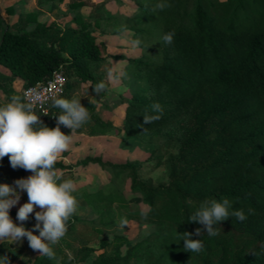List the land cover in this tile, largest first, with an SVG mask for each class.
<instances>
[{
	"label": "trees",
	"instance_id": "obj_1",
	"mask_svg": "<svg viewBox=\"0 0 264 264\" xmlns=\"http://www.w3.org/2000/svg\"><path fill=\"white\" fill-rule=\"evenodd\" d=\"M39 2L45 6L52 0ZM134 2L137 9L131 16L105 18L98 12L107 1L88 0L81 6L91 7L90 16L77 15L65 26L41 23L39 12L20 13L8 22L0 9V91L7 101L14 95L23 98L26 88L61 71L65 87L58 97L75 98L89 112L77 134L124 135L143 144L163 138L167 147L178 146L169 158L167 183L155 186L140 178L143 162L114 164L88 157L85 162L107 170L110 181L96 190L76 187L78 207L66 235L52 246L55 260L41 253L30 258L25 237L0 242V264H81L98 251L103 252L95 264H264V0H165L170 6L155 13L151 9L158 0ZM6 13L15 16L12 7ZM110 21L114 32H129L140 41L142 56L131 63L134 76L147 84L122 99L121 126L105 120L95 106L108 92L114 56L105 54L106 45L91 26ZM169 32L173 43L164 45L161 37ZM17 79L22 91L15 89ZM100 82L105 91L98 95L94 87ZM153 105L160 110L154 112ZM47 108V114L35 112L55 128L61 110L51 102ZM145 113L158 119L145 124ZM60 127L65 134L71 130ZM55 168L68 174L63 179L74 181L63 162ZM28 172L13 169L8 157L0 160V184L15 188V181ZM126 180L142 194L147 209L126 200ZM223 199L248 218L221 222L214 237L206 229L202 236L193 235L203 241V250L185 251L178 234L204 229L190 221L191 214L206 200ZM19 201L28 202L26 192H20ZM83 206L90 208L92 219L78 214ZM17 212L10 209L19 225ZM122 218L146 221L153 233L128 248L125 236L102 238ZM36 223L33 213L23 226L34 230Z\"/></svg>",
	"mask_w": 264,
	"mask_h": 264
},
{
	"label": "clouds",
	"instance_id": "obj_2",
	"mask_svg": "<svg viewBox=\"0 0 264 264\" xmlns=\"http://www.w3.org/2000/svg\"><path fill=\"white\" fill-rule=\"evenodd\" d=\"M169 6L165 0H158L151 11H163ZM173 40V32L161 37L164 45H171ZM135 43L139 44L140 41ZM94 89L99 95L105 91V84L97 83ZM31 92L32 90L25 92L23 98L14 95L9 102L0 105V160L8 156L13 169L22 168L32 173L27 178L16 180L15 188L7 183L0 184V240L20 241L26 237L33 250L39 251L50 260H55L52 246L66 235L67 222L78 207V199L74 195L75 182L59 176L55 164L60 155L69 148L72 133L81 128L90 117L81 101L57 97L51 101L53 107L61 110L57 126L48 127L35 112L41 97L39 94L32 95ZM152 110L158 112L159 105H153ZM143 117L145 124L158 119L157 116L147 113ZM61 125L70 128L71 135L65 134ZM21 191L27 193L28 202L17 212V220L21 222L18 225L13 221L10 209L18 204ZM37 208L40 210L36 211ZM33 213L37 223L34 230H29L23 224ZM251 214L252 210L249 209L248 215ZM229 218L243 222L248 217L243 209H234L228 199L202 202L189 219L191 222L202 224L204 229L197 228L194 234H178L184 241V250L191 253L201 252L203 241L193 239V235L202 236L206 229L208 236H217L219 229L216 225ZM127 223L123 218L119 222L121 227ZM35 230L39 231V235L34 234Z\"/></svg>",
	"mask_w": 264,
	"mask_h": 264
},
{
	"label": "rangeland",
	"instance_id": "obj_3",
	"mask_svg": "<svg viewBox=\"0 0 264 264\" xmlns=\"http://www.w3.org/2000/svg\"><path fill=\"white\" fill-rule=\"evenodd\" d=\"M102 1L92 0L93 3H101ZM106 1L107 5L98 12L105 18L115 16L127 18L137 9L134 0ZM84 2H88V0H52L49 4L41 6L39 0H0V9L8 22L14 21L20 13L39 12L41 23H56L65 26L73 24V19L77 15H81L83 18L90 16L91 7L81 6ZM10 7L14 9L15 16H9L6 13V9ZM112 24L113 22L110 21L101 27H96L94 24L91 26V30L98 37L99 42L106 45L105 54L114 56L111 59L114 75L109 78L108 92L102 100L95 103V106L96 111L105 120L112 119L115 125L121 126L124 115L122 99L130 98L135 91L147 88V84L145 81L137 79L133 74L131 60L142 56L139 44L135 43L132 34L129 32H114ZM22 84V80L17 79L15 89L22 91ZM7 102L9 101L6 100L0 91V105H4ZM71 133L72 130H69L66 134L71 135ZM177 151V145L167 147L163 138H159L153 144H143L134 138H128L124 135L95 138L74 132L72 133L69 148L60 155L57 162H63L64 165L71 169L76 187L96 190L109 183L110 173L99 164L85 162L88 157L100 158L103 162L114 164L140 161L145 164L140 170V178L155 186L167 183L169 158L170 155L176 154ZM159 162L161 165L157 167ZM57 172L62 178L68 175L61 170H57ZM30 175L32 173L28 172L25 178ZM122 190L130 204L136 205V208L147 209V206L142 202V194L132 190L130 180L124 182ZM23 204V201H19L11 210H19ZM39 210V208L36 209V211ZM78 214L87 220L93 218L90 208L84 206L79 210ZM153 230V225L146 221H129L124 227L119 224L117 228L107 231L102 238L111 241L115 235L125 236L129 239V243L126 246L128 248L152 234ZM4 240H0V242ZM25 251L32 259L40 255L39 251L33 250L29 245L26 246ZM102 252H96L86 262L81 264H95L98 255Z\"/></svg>",
	"mask_w": 264,
	"mask_h": 264
},
{
	"label": "built area",
	"instance_id": "obj_4",
	"mask_svg": "<svg viewBox=\"0 0 264 264\" xmlns=\"http://www.w3.org/2000/svg\"><path fill=\"white\" fill-rule=\"evenodd\" d=\"M65 78L61 71L53 73L52 77L45 83H39L30 86L24 90V93L32 90L30 94H39L41 101L37 103L35 109L40 111L43 115L48 112V105L52 99L57 98L64 90Z\"/></svg>",
	"mask_w": 264,
	"mask_h": 264
}]
</instances>
